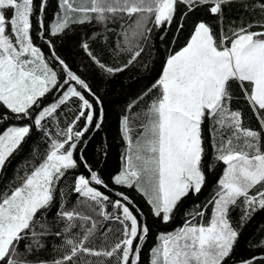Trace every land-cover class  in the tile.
<instances>
[{"label": "snow or ice", "instance_id": "6c2138e0", "mask_svg": "<svg viewBox=\"0 0 264 264\" xmlns=\"http://www.w3.org/2000/svg\"><path fill=\"white\" fill-rule=\"evenodd\" d=\"M232 2L58 0L59 11L46 24L48 0H0V107L7 110L0 112V122L11 119L8 113L15 114L17 119L31 120V124L8 126L0 132V172L33 126L42 130L49 141L41 162L23 176L18 174L20 183L10 192L0 194V264H79L82 255L115 256L116 264H140L149 227L134 214L133 201L124 192H115L117 199L112 200L98 190L96 186L108 188V184L93 170L84 156L85 149L80 147L88 143L87 133L102 128L103 111L97 112L95 107L102 102L56 53L52 38L64 34L74 24L91 23L94 19L97 24L106 25L109 20L122 19L124 15L131 19L135 15L137 18L123 33L126 50L138 49L133 51L131 63L140 56V42L149 41L153 28L171 26L178 5L187 8L181 21L188 12L207 5V10L219 17V30L214 33L204 21L196 22L185 45L167 56L162 74L153 85L158 95L144 114L145 123L135 141L129 118L125 116L121 121L127 148L121 170L111 179L114 185L135 188L146 198L153 217L170 222L183 200L189 194H199L206 182L203 124L210 121L214 160L225 165L216 190L204 206H196L199 210L185 220L183 227L155 237L156 243L149 250V264H227L239 237L230 222V211L240 204L244 223L255 211L264 210V0L252 5L253 10L259 9L260 19L232 23L225 28L223 6ZM34 24L36 37L50 49L51 61L58 65L59 72L34 43ZM182 28L180 23L177 31ZM256 28L259 30H253ZM81 47L104 73L123 70L105 65L87 41ZM233 82L256 116L258 129L245 127L242 112L230 108ZM55 91L60 95L43 105L42 98ZM71 98L79 101L74 118L53 136L45 130L44 122ZM81 121L83 127L79 126ZM221 129L229 130L230 135L225 138ZM81 166L87 175H75L70 188L78 205L69 209L57 204L58 191L64 195L58 187L60 182L69 171ZM105 202L118 214L106 212ZM54 204L55 216L63 227L53 233L46 216ZM207 207H211V214L206 217ZM85 208H98L99 216L119 222L121 235L114 244L100 249L88 246L97 222L85 214ZM135 211L140 212L138 208ZM77 228L79 232L74 231ZM50 235L62 238L60 247L65 249L59 259L51 262L38 258L45 247L42 239ZM33 256L37 257L35 261Z\"/></svg>", "mask_w": 264, "mask_h": 264}, {"label": "trees", "instance_id": "16d2710c", "mask_svg": "<svg viewBox=\"0 0 264 264\" xmlns=\"http://www.w3.org/2000/svg\"><path fill=\"white\" fill-rule=\"evenodd\" d=\"M258 2L259 0H233L232 3L224 5L223 26L227 28L232 23L239 25L242 21L246 23L260 19L259 9H252V5ZM207 8V5L199 6L188 12L181 21L180 18L187 12V8L184 5H178L176 17L171 26L165 25L160 29L153 28L149 41L146 43L140 42L143 45L140 56L131 63H129V60L133 51L138 49L126 50L123 33L137 18L135 15L131 19L124 15L122 19L109 20L106 25H99L94 19L91 23L74 24L64 34L52 38L56 53L89 84L92 92L102 102L95 105L97 112L101 109L103 111L102 128L87 133L85 139L88 140V143H82L80 147L85 149L84 156L93 170L98 171L105 183L108 184V188L96 186L98 190L104 195H108L112 200L117 199L115 192H124L133 201L132 210L134 214L143 219L149 227L150 231L147 239L142 244L140 264H149V250L156 243L155 237L159 233L172 232L183 227L185 220L190 219L195 215V211L199 210L196 206L202 207L212 198L219 177L225 167L222 162L214 160L212 136L209 131L211 122L205 121L203 124V138L206 154L203 157V165L206 182L199 194H189L183 200L174 217L168 223H163L152 216L146 198L137 192L135 188L114 185L111 179L121 170L123 165L122 156L127 148L121 134V121L125 116L129 118L130 127L132 128L131 135L133 141H135L142 131L141 125L145 123L144 114L158 95V89L153 88V85L162 74L167 56L185 45L196 22L204 21L212 27L214 33L218 32L219 17L212 15ZM58 11V0H48L44 14L45 23L54 20ZM33 21H35V17H33ZM180 23H183V28L177 31ZM149 27H152L151 23ZM32 35L34 43L42 49L49 59L50 66L59 72L58 65L51 61L50 49L36 37L35 24ZM85 41L88 42L91 51L105 65L122 68L123 70L110 75L101 71L81 47V44ZM125 65L127 66L125 67ZM231 90L234 95L230 108L232 110L239 109L242 112L245 127L258 129L257 118L248 106L247 101L243 99L242 93L235 82L232 83ZM59 95V91L52 92L42 98V104L52 103ZM87 98L90 101L93 100L91 96ZM78 107V98H71L70 101L58 109L53 118L44 122L45 130L55 136L58 129L67 127L68 123L74 118ZM6 111V109L0 107V112ZM8 114L11 119L6 123L0 122V132L10 125L24 126L31 124L29 119H17L15 114ZM79 126L83 127V121L80 122ZM221 132L225 138L230 135V131L227 129H221ZM216 139L219 143L220 133H217ZM48 143V138L44 135V132L33 126L19 150L10 157L6 167L0 172V194L10 192L12 188L20 183V180L17 179L18 174L23 176L26 171L30 172L35 165L41 162L45 156ZM78 155L79 152H77ZM80 173L87 175L86 170L81 166L77 170L69 171L60 182L58 187L63 190L64 195L61 196L58 191L57 204H64L69 209L78 205V198L75 193L70 191V188L74 183V176ZM137 208L140 212L135 211ZM83 210L85 214L91 215L97 222V230L88 246L100 249L114 244L121 235L122 226L119 222L115 219L106 220L99 216L98 208L96 211H90L87 208ZM204 210L206 217L210 216L211 207ZM56 211L57 206L54 204L46 216V222L53 233L63 227V224L57 221ZM105 211L110 214H118L107 202H105ZM242 214L240 204L230 211V222L239 232V237L227 264H235L246 260H254L255 264H264V210L255 211L251 218L244 223L241 222ZM39 217L40 214H37L38 219ZM197 220H199V217H197ZM86 226H90V224ZM74 231L79 232L80 229L77 228ZM42 243L45 244V247L39 251V259L51 262L54 259H59L65 251L60 247L63 243L62 238L55 235L43 238ZM23 245L24 242H21V249ZM31 259L35 261L37 257L33 256ZM116 259L115 256L107 258L83 255L78 258L79 264H116Z\"/></svg>", "mask_w": 264, "mask_h": 264}, {"label": "rangeland", "instance_id": "374dc122", "mask_svg": "<svg viewBox=\"0 0 264 264\" xmlns=\"http://www.w3.org/2000/svg\"><path fill=\"white\" fill-rule=\"evenodd\" d=\"M10 126H20V125H10ZM235 264H242V262H237Z\"/></svg>", "mask_w": 264, "mask_h": 264}]
</instances>
